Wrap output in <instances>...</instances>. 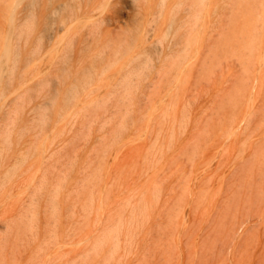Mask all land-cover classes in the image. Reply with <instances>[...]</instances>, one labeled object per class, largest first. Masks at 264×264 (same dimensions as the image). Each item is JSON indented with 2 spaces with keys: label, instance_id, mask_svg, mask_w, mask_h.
Masks as SVG:
<instances>
[{
  "label": "rangeland",
  "instance_id": "rangeland-1",
  "mask_svg": "<svg viewBox=\"0 0 264 264\" xmlns=\"http://www.w3.org/2000/svg\"><path fill=\"white\" fill-rule=\"evenodd\" d=\"M4 1L0 0V16L4 21L5 31L9 29L8 32L11 35L6 32L11 37L9 40L10 56L8 73L5 78L7 82L6 86L9 85L6 88V106H4L6 119L4 120L3 128H0V134H5V138L7 139L4 142L5 149L3 148L4 151L2 150V155L0 156V231H5L2 233L4 237L0 235V237H3L0 238V264H2L1 262L3 264H66L68 260L71 264V262L75 263L78 258L82 260L78 259L76 264H80V261L83 262V260L87 263L88 259L82 256L89 258V262L92 260V264H264V97L261 98L264 91V61L262 63L264 55V10L262 7H264V0L262 2L261 0H168V7L164 10V19L161 20V23L158 22L157 27L155 23H152V20L161 13L160 6L163 0H141L139 3L133 0H21L17 8H15L16 10H14V7H16L15 0ZM239 3L243 4L239 7ZM11 10L14 12L10 13ZM172 10L177 12L176 16H179V19L170 34L163 35L168 33L166 32L168 29L167 24ZM188 13L189 15H186ZM14 15L15 18L13 17ZM200 15L203 20H201L202 22L198 20ZM11 16L13 17L12 22L10 21L11 18L9 19ZM184 18H187V22ZM253 20L256 23H253ZM198 21H200L199 26L201 25V27L196 25ZM7 22L10 23L9 27H7ZM184 22L189 27V32L188 29L186 30V27H183ZM136 23H138L137 26L140 25L146 29H149V26L151 28L152 25L156 33L148 32L147 39L149 36L152 37L147 42V32H144V38H139L144 43L140 41L137 48L133 50L129 45ZM12 24H14V27ZM179 24L181 30L176 32ZM10 27L14 29L12 32ZM25 27L26 29H24ZM27 27L31 28L28 29ZM205 27L206 29H204ZM257 28L259 30L258 35L256 34L258 32ZM204 30L205 32L203 33ZM247 30L251 31L248 32ZM210 32H213L212 36H210ZM247 32L248 34H246ZM261 33L262 37L259 36ZM173 34L174 36L172 37ZM167 35L169 36L168 38ZM207 35L209 38L211 37L210 41H208ZM187 37L188 41H186ZM250 38L253 40L251 41ZM159 39H163V43L161 42L162 40L158 42L162 46H158L157 40ZM175 40L181 41L182 45L180 42V45L172 47L169 50L168 44L176 42ZM253 41L254 43L258 42V44H251L249 45V50L246 49V47H249L248 42ZM212 42L213 44H211ZM186 44H189V46ZM252 45H258V52L255 49L257 47H253ZM186 46L187 48H185ZM208 46L212 47L210 52L207 50H210ZM155 47L157 52L155 51ZM128 48L131 50L127 51ZM187 49H190V53ZM250 50H255L254 57L256 56L257 59L254 58V65L256 67L252 63L254 61L252 54L254 51L251 52ZM146 51L147 53L150 52V55ZM181 51L182 53L187 51L189 56L186 53L182 55ZM248 52L252 55L246 54ZM140 54L143 55L141 56L142 58L140 57L141 60L138 59V55L140 56ZM154 55H157V57ZM240 55L243 57H239ZM257 55H262L260 57L261 61H258L259 56ZM149 56L152 57L149 58ZM178 56L183 58H177ZM251 56L253 59L251 60L252 65L248 64V60L246 61ZM146 57H148L149 61L145 60L147 59ZM185 57L188 58L185 59ZM143 58L145 59L143 60ZM176 58L180 59L182 63L180 60L179 62L178 60L174 61ZM190 58L192 59L191 61L189 60ZM193 58H196V61ZM209 59L210 61L208 62ZM168 60L174 62L169 61L168 63ZM147 63H149V66L146 65ZM172 63H175V65ZM171 64L174 66H170ZM138 66L140 67L138 68ZM168 66L173 69L175 68V71L168 70L170 68ZM204 66L207 68L205 67L202 73L201 69ZM245 66L248 68L245 69ZM253 66L254 68H252ZM135 67L138 68V72ZM164 67L166 71L168 70V73L163 70ZM235 68L237 69L236 74ZM252 69L254 70L252 71ZM133 70H136L137 74H134ZM189 70L190 74L187 73ZM244 71L250 72L252 76L249 73H244ZM192 72L195 78L193 76H191L193 78H190ZM255 72L258 73L256 74ZM138 73L143 74L139 75ZM154 73H161V76H155ZM176 73H178L180 79ZM129 74L131 75L129 76ZM137 75L138 77H136ZM186 75L189 77H186ZM183 76L184 80L181 79ZM229 76H236L235 80L230 77L232 78L229 80L230 83L232 81L235 82H232L233 85L227 83ZM175 77H177L176 80ZM156 78L158 79L157 81ZM210 78L211 80H209ZM152 80L155 81L152 82ZM208 80L209 83H207ZM226 80L227 82H224ZM183 82L184 86L182 85ZM242 82L245 83L246 89H244L245 86L243 87ZM202 83L204 84L203 86ZM234 84L246 95L242 94L240 90H235L237 88H233V86L235 87ZM74 86L77 87V91L79 92L76 95V99L68 101L69 90H72ZM189 87L190 89L193 88V93L190 92L191 95L189 94L190 90L188 91ZM231 87V93L239 92L236 93L238 94V98L234 100V96L229 95L230 91H228L231 90ZM221 88V93L223 91L227 93L228 91L227 96L229 97L220 93L219 90ZM218 91L219 93H217ZM156 93L159 95H156ZM218 94L221 99L225 95L229 103L227 104V101H225L227 99L225 98L220 101L221 99L218 96L219 99L217 98L214 101H225V103L218 102L219 104L217 103L218 105L215 106L216 104L213 101L215 104L213 105L212 100ZM174 95L176 96L175 99L173 98L175 97ZM185 95L188 97L186 98ZM183 96L185 97L184 100ZM249 96L251 97L249 98ZM181 98L183 101H178ZM192 99L193 102H188V104L191 105L192 103V105L184 111L186 106L183 109V104ZM211 102L212 106L216 108L213 107V113H209L212 114L210 116L208 112H211L212 107L208 103L211 104ZM208 105L211 110L208 109ZM170 106H174L173 110H171L172 107ZM223 107H225L224 109L227 112H224L225 115L221 113L223 111H219ZM232 107H237L239 111L234 108L235 111L233 113L236 112V115H232H235L234 119L236 117L237 119H231L230 121V118L233 117L231 116V112H229ZM195 109H198V111L196 112ZM174 110L176 112L175 116L177 115L176 118L173 115ZM181 110L182 112L184 111L182 114L185 117L184 119L187 117L185 121L181 118ZM249 110L253 112H249ZM169 111L173 113L171 112L170 114ZM205 111L208 112L206 113ZM186 112L187 116H185ZM218 112L221 115L217 116ZM238 112H241V115ZM127 113L130 115L128 116ZM200 113L206 122L209 120L207 118L212 117L210 120H213L214 124H211L210 120L205 125H203L204 123L201 124V120L202 122L205 120L203 121V119L199 118ZM165 114L168 115L164 117ZM169 114L172 116H169ZM247 115L250 116L247 117ZM215 116L218 118L224 116L225 118H221L222 123L219 124L218 122V125L216 120H220H215ZM188 119L189 122L187 121ZM227 120L229 123H227ZM180 121L183 122L179 123ZM194 122L201 124L200 127L198 128ZM223 122L226 123L223 124ZM250 122L252 125H250ZM5 123L6 125H4ZM163 123L165 124L163 125ZM174 124L176 125L174 126ZM228 124L231 125L229 130ZM244 124H247V126ZM195 125L198 129L195 128ZM178 127H182V129L178 130ZM206 129L212 133L208 132V130L206 132ZM239 129L243 134L240 133ZM231 130L232 133H229ZM191 132L192 135H208L207 139H203L204 142L207 141L202 143V139L195 140L200 136H191ZM193 132L196 133L193 134ZM246 132L247 136L245 135ZM207 133H210V136ZM226 134L227 138H223ZM239 134L243 136L240 137ZM3 135L2 137L4 138ZM171 136L174 137L171 139ZM190 137H192V141L198 142L200 146L202 145L201 149L198 148L199 146H196L197 148L192 147L191 150L190 147L193 146L192 143L194 142L189 140L191 139ZM194 137L196 138L194 139ZM185 142L187 145L184 144ZM183 144L186 146L185 148ZM255 145L259 147H254ZM223 147L228 149L223 151ZM180 148L186 154L184 151H179ZM194 149L200 150L196 154ZM187 151L188 153H192V155L189 154V156ZM183 155H187L188 157H184ZM221 155H224V157L222 158ZM174 156L175 158L182 156L184 160L179 157V160L176 158V161ZM203 156L206 158L204 159ZM192 158L194 159L193 161ZM194 161L195 163H193ZM216 163L218 164L217 166ZM168 171H171L172 174L167 175ZM176 171L179 173L177 174ZM180 172L182 176L187 173L189 175L186 174L187 177H191L192 179L187 178L185 175L186 180H178ZM99 177L100 179H97ZM199 180L201 183L198 182ZM32 181L34 182L31 183ZM54 182L56 185L53 184ZM40 184H47V188L45 185V187L42 185L47 190L43 189L44 191H42ZM153 184L157 187L156 191V187ZM173 184L175 186L172 189ZM50 185L55 187L56 196H58V199H56L58 201L55 199V195L54 198L52 197L54 190H52ZM93 185H96L98 188L95 186V189H93ZM185 185L188 188L183 187ZM61 186L64 188L62 189ZM176 186H180L183 192L180 190L181 188H178L180 191H176ZM153 187L155 188V192L152 191ZM159 187L161 191L158 192ZM37 188H40L39 191ZM89 188H92V190ZM77 190L80 191L77 192ZM202 190L203 192H201ZM175 191L181 195L175 194ZM50 192H52L50 194V196L52 195V199L48 195ZM64 192H71L69 193L70 199L68 198V201L66 197L68 193ZM87 193L93 194L91 201L88 198L90 195ZM183 193L186 195L182 196ZM105 194L109 195L103 200L104 196H106ZM46 195L51 200H56L59 206L54 207L58 204L54 202L56 205L53 206V201L48 200L49 198H46ZM187 195L188 197L189 195L191 196L188 198ZM73 196L75 197V201ZM173 196H175V199ZM13 200L14 202H12ZM70 200L74 201V203L77 201L79 203L77 202L78 204L74 205ZM96 200L100 201H97L96 204ZM48 201L51 203H47ZM29 202V205L26 204ZM45 202L47 203L46 208L49 205L54 207L51 208L54 209L53 213L56 211V215L54 213L53 216L52 211L50 212V206L47 208L48 210L46 209V212L44 211ZM36 203L37 205L39 204V207ZM86 205L93 206V208L90 210ZM27 206H31L32 208H28ZM36 206L38 207V211H36ZM55 209H60V213L57 214L58 212ZM31 210H35L38 214L35 217V219L37 218L35 226L33 225L35 221H31L35 213L32 212L34 213L33 215L29 213ZM70 210H73L74 214ZM92 210L94 211L93 213L91 212ZM95 210L96 213L98 212L97 215H95ZM47 211H49V214ZM20 212L22 214H19ZM79 212L87 213L85 216H88V213L92 215L85 219L84 214H79ZM50 213L52 215L49 218ZM70 213L73 216L71 215L66 218ZM100 213L104 214L101 218ZM23 214H26V219L23 217ZM63 214H66L65 217ZM21 215H23L22 220L24 219L23 221L21 220L22 223L19 221ZM57 215L59 216V219L57 218L59 222L54 220V224H52L53 222L48 221L52 217L53 219H55L54 217H58ZM106 215L108 216L106 217ZM80 216H84V219L79 220L78 217L82 218ZM71 217H76L77 219H72ZM27 218L29 219L27 220ZM69 218H71V222ZM13 219L17 220L13 221ZM95 220L99 221V224L95 222L99 228L96 227ZM9 221L12 223L17 222L15 223L17 225H13ZM31 222L33 223L32 225ZM48 222L53 227L49 224L51 228L49 226L46 227L47 224L45 223ZM69 223H72L71 226L74 227H77L78 224L79 226L75 228L76 230L74 227L68 228L70 226ZM92 223L97 228V231L93 229L94 225L91 227ZM27 224L37 227L38 231L35 230L36 232L32 233V230L35 228L33 227L30 231L31 226L29 225L28 228ZM6 225L8 230L5 229ZM56 225L58 226L57 228ZM82 226L85 227L83 228ZM66 227L70 229L69 232L73 229L71 232L72 238L69 236L70 234ZM11 228L13 229V233L9 230ZM26 229L34 236L31 233L28 234ZM44 229L46 234L51 230L49 233L50 235L53 234L51 239L52 237L53 240L55 239V242L51 239V241L47 240L51 242L49 247H47L48 245L44 246V243H48L44 241L45 238H50H48L49 234L44 238L46 235L43 231ZM116 229L120 231L116 232ZM126 229L127 231H125ZM52 230H55L57 233ZM88 230H91V232ZM98 230H103L102 233H99L104 238L97 235ZM66 232L69 235L64 234ZM74 232L75 235H73ZM55 233L57 235H54ZM117 233H119V236H117ZM24 234L26 235L24 236ZM54 236L58 238H54ZM59 236H62V240ZM94 236L95 239L93 238ZM97 236L99 239L102 238L101 240L104 239V243H101V245L104 244L103 248L96 241ZM33 237H37L36 240ZM69 237L71 240H68ZM117 238H119V244ZM18 239L20 242H18ZM24 239H26L25 242ZM56 239H58L57 242ZM91 239L92 241L88 242ZM32 240L37 242L35 243ZM94 240L101 247L94 246ZM62 241H65L64 244H62ZM71 241L74 243L73 246L71 245L73 244ZM114 242L119 245L118 250H116L117 245L115 248ZM52 243H54V246ZM17 246L19 248H16ZM100 248L103 251H100ZM2 251L4 252L2 253ZM82 251L85 253L80 254ZM96 251H100L101 253L98 254L99 252ZM93 252H96L98 257L91 256ZM38 253L40 255H37ZM65 255L66 257H64ZM74 255L76 256L74 257ZM73 257L77 259L72 261ZM45 258L47 260H44ZM54 261L56 262L54 263ZM84 262L81 264H85Z\"/></svg>",
  "mask_w": 264,
  "mask_h": 264
},
{
  "label": "bare ground",
  "instance_id": "bare-ground-1",
  "mask_svg": "<svg viewBox=\"0 0 264 264\" xmlns=\"http://www.w3.org/2000/svg\"><path fill=\"white\" fill-rule=\"evenodd\" d=\"M3 1H4V0H3ZM133 1L139 3L141 0H133ZM167 1H168V0H163V1H162L161 6H160V12H161V13H159L158 16H155V17L153 18V20H152V21H153L152 23H153V24L155 23V24H156V27L158 26V22L161 23V20L164 19V14H165L164 10L166 9V7H168V6H167ZM206 1H207V0H206ZM217 1H218V0H217ZM222 1H223V0H222ZM257 1H258V0H257ZM4 2H6V0H5ZM20 2H21V0H15V1H14L15 5H16V7H14L15 5L13 6V7H14V10H16L15 8H17V5H19ZM183 2H184V1H183ZM183 2H182V3H183ZM242 2H243V1H242ZM261 2H262V0H261ZM33 3H34V2H33ZM131 3H132V2H131ZM220 3H221V2H220ZM240 3H241V2H240ZM240 3H239V5H238L239 7L243 4V3H242V4H240ZM179 5H180V4H179ZM181 5H182V4H181ZM176 6H177V5H176ZM173 7H174V6H173ZM173 7H172V9H173ZM186 7H187V6H186ZM215 7H217V6H215ZM215 7H214V8H215ZM225 7H227V6H225ZM27 8H28V6H27ZM194 8H195V7H194ZM229 8H230V7H229ZM251 8H252V7H251ZM255 8H256V7H255ZM262 8H263V10H264V7H262ZM33 11H34V10H33ZM230 11H231V10H230ZM233 11H234V10H233ZM12 12H14V11L11 10L10 13H12ZM31 12H32V10H31ZM179 12H180V11H179ZM191 12H192V11H191ZM250 12H251V11H250ZM254 12H255V11H254ZM263 12H264V11H263ZM15 13H16V12H15ZM176 13H177V12H175V11H173V10L171 11V13H170L171 15H169V16H170V18H169V22L167 21V22H168V24H167V25H168V29H167L166 32H168V33H165V32H164L165 34H163V35L170 34V32H171V30L173 29L174 25H176V23H177V21H178V19H179V16L177 17V16H176ZM201 13H202V12H201ZM201 13H200V14H201ZM223 13H224V12H223ZM251 13H252V12H251ZM260 13H261V12H260ZM10 15H11V14H10ZM32 15H33V14H32ZM177 15H178V14H177ZM186 15H189V13L186 14ZM259 15H260V14H259ZM218 16H219V15H218ZM228 16H230V15H228ZM13 17L15 18V15H14ZM13 17H12V16L9 17V19L11 18V20H10L11 22H12ZM31 17H32V16H31ZM186 17H187V16H186ZM221 17H222V16H221ZM223 17H224V16H223ZM263 18H264V17H263ZM34 19H35V18H34ZM184 19L186 20L187 18H184ZM214 19H216V18H214ZM5 20H6V19H5ZM14 20H15V19H14ZM35 20H37V19H35ZM166 20H167V19H166ZM198 20H200V21L202 20L201 15H200V17H199ZM248 20H249V19H248ZM248 20H247V21H248ZM261 20H262V19H261ZM200 21H198V22H197L198 24H196V25L199 26ZM202 21H203V20H202ZM202 21H201V22H202ZM218 21H219V20H218ZM218 21H217V22H218ZM3 22H4V21H3L2 17L0 16V128H1V129L3 128L4 120L6 119V118H5L6 115H5V112H4V106H6V105H5L6 88H7V86H9V85L6 86V83H7V82L5 81V78H6V75H7V73H8V61H9V56H10V46H9V45H10V44H9L10 42H9V40H10V37H11V36H9V35H11V34H9V32H8L9 29L6 30V31L8 32L9 35H8L7 32L5 31V24H4ZM13 22H14V21H13ZM35 22H36V21H35ZM181 22H182V20H181ZM186 22H187V20H186ZM228 22H229V21H228ZM258 22H260V21H258ZM14 23H15V22H14ZM28 23H29V22H28ZM31 23H32V22H31ZM184 23H185V22H184ZM253 23H256V22L253 20ZM9 24H10V23L7 22V27H9V26H8ZM165 24H166V23H165ZM182 24H183V22H182ZM207 24H208V23H207ZM214 24H215V23H214ZM237 24H238V23H237ZM247 24H248V23H247ZM263 24H264V23H263ZM13 25H14V24H12V26H13ZM137 25H138V23H136L135 30H134V32H132V35H131V41H130V45H129V46H131V48H133V50H135V49L137 48V46L139 45V43H140V41H141L140 39H141V38H144V34H145L144 32H147V34H146V39H147V35L149 34L148 32H151V33H154V32H155L154 26H152V25H151V28H150V26L148 27L149 29H146V28H144V27H142V26H140V25H139V26H137ZM185 25H186V26H185ZM202 25H203V24H202ZM227 25H228V24H227ZM227 25H226V26H227ZM33 26H34V24H33ZM179 26H180V24H179ZM179 26H178V27L176 26V27H177L176 32H178L179 30H181V26H180V27H179ZM13 27H14V26H13ZM183 27H186V30L189 28V27H187V24H186V23L184 24ZM183 27H182V28H183ZM199 27H201V25H200ZM22 28H23V26H22ZM27 28H28V27H27ZM30 28H31V27H30ZM30 28H28V29H30ZM24 29H26V27H25ZM28 29H27V30H28ZM204 29H206V27H205ZM215 29H216V28H215ZM253 29H254V28H253ZM10 30H11V32H12L14 29H13V28L11 29V27H10ZM22 30H23V29H22ZM186 30H185V31H186ZM257 30H258V28H257ZM152 31H153V32H152ZM247 31H248V30H247ZM249 31H251V30H249ZM249 31H248V32H249ZM261 31H262V30H261ZM23 32H24V31H23ZM188 32H189V29H188ZM204 32H205V30L203 31V33H204ZM213 32H214V31H213ZM213 32H210V33H209V34H211L210 36H212ZM248 32H247L246 34H248ZM252 32H253V31H252ZM254 32H255V31H254ZM27 33H28V32H27ZM155 33H156V32H155ZM258 33H259V30H258V32H257L256 34L258 35ZM22 34H23V33H22ZM209 34H208V35H209ZM256 34H255V35H256ZM182 35H184V34H182ZM186 35H187V33H186ZM188 35H189V33H188ZM208 35H207V37H208ZM234 35H235V34H234ZM251 35H252V33H251ZM12 36H13V34H12ZM173 36H174V34L172 35V37H173ZM190 36H191V35H190ZM249 36H250V35H249ZM259 36L262 37V33H261V35L259 34ZM28 37H29V36H28ZM150 37H152V36H149L148 39H150ZM163 37H164V36H163ZM168 37H169V36L167 35V38H168ZM184 37H185V35H184ZM184 37H183V40H184ZM188 37H189V36H188ZM188 37H187V39L185 38L186 41L189 40ZM204 37H205V35H204ZM204 37H203V38H204ZM139 38H140V39H139ZM156 38H157V37H156ZM164 38H165V37H164ZM177 38H178V37H177ZM181 38H182V36H181ZM210 38H211V37H210ZM210 38L208 37V39H209L208 41H210ZM212 38H213V37H212ZM148 39H147V42H148ZM154 39H155V38H154ZM165 39H166V38H165ZM206 39H207V38H206ZM248 39H249V38H248ZM160 40H162L161 42L163 43V39H159V40H157V43L160 42ZM179 40H180V39H179ZM181 40H182V39H181ZM183 40H182V41H183ZM227 40H228V39H227ZM250 40L252 41L253 39L250 38ZM259 40H260V39H259ZM259 40H258V42H259ZM171 41H172V40H171ZM171 41H170V42H171ZM175 41H176V40H175ZM190 41H191V39H190ZM190 41H189V42H190ZM244 41H245V40H244ZM254 41H255V39H254ZM254 41H253V42H248V46L251 45V44L254 45L255 43L258 44V42H255V43H254ZM20 42H21V41H20ZM141 42H142V41H141ZM180 42H181V41H176V42L169 43V44H168V48H169V50H170L172 47H175V46L177 47L178 45H180ZM184 42H185V41H184ZM213 42H214V41H213ZM213 42H212L211 44H213ZM142 43H144V42H142ZM142 43H141V44H142ZM185 43H186V42H185ZM190 43H192V42H190ZM190 43H189V44H190ZM203 43H204V42H203ZM207 43H208V42H207ZM207 43H206V44H207ZM246 43H247V42H246ZM141 44H140V45H141ZM154 44H155V43H154ZM158 44H159V45H158ZM158 44H157L158 46H162V44H160V43H158ZM189 44H186V45L189 46ZM165 45H166V44H165ZM181 45H182V42H181ZM208 45H209V44H208ZM246 45H247V44H246ZM253 45H252V46H253ZM262 45H263V44H262ZM158 46H156V47H158ZM187 46H186L185 48H187ZM190 46H191V45H190ZM252 46H251V48H252ZM259 46H260V44H259ZM156 47H155V51H156ZM208 47H209V46H208ZM253 47H257V48H255V49H257L256 51L258 52V45H257V46L255 45V46H253ZM134 48H135V49H134ZM162 48H163V47H162ZM188 48H190V47H188ZM209 48H210V47H209ZM249 48H250V46H249V47H246V49H248V50H249ZM148 49H149V48H148ZM178 49H180V48H178ZM211 49H212V47L210 48V50H209V49H207V50L210 52ZM253 49H254V48H253ZM129 50H131V49L128 48L127 51H129ZM146 50H147V49H146ZM159 50H160V49H159ZM174 50H175V49H174ZM187 50H188V49H187ZM189 50H190V49H189ZM189 50H188V51H189ZM195 50L197 51V49H195ZM260 50H261V49H260ZM137 51H138V50H137ZM153 51H154V50H153ZM161 51H162V49H161ZM183 51H184V49H183ZM243 51H244V50H243ZM243 51H242V53H243ZM250 51H251V50H250ZM253 51H254V52H253ZM253 51H251V52H253V53H252V54H253V59H254V58L257 59L256 56L254 57V55H255V50H253ZM133 52H134V51H133ZM156 52H157V51H156ZM170 52H171V51H170ZM146 53H147V51H146ZM146 53H145V55H146ZM149 53H150V52H149ZM149 53H147V54L150 55ZM175 53H176V51H175ZM175 53H174V54H175ZM179 53H180V52H179ZM179 53H178V54H179ZM181 53H182V51H181ZM183 53H186V54L188 55V54L190 53V51H189V53H187V51H186V52H183ZM183 53H182V55H184ZM249 53H250V52H248V53H246V54H248V55H252V54H249ZM134 54H136V53H134ZM156 54H157V53H156ZM162 54H163V52H162ZM196 54H197V52H196ZM209 54H210V53H209ZM243 54H244V53H243ZM148 55H147V56H148ZM164 55H165V54H164ZM167 55H169V54H167ZM187 55H186V56H187ZM192 55H193V54H192ZM225 55H226V54H225ZM136 56H137V55H136ZM141 56H143V55L140 54V56L138 55L139 58H138V57H137V58H138L139 60H141V59H140ZM154 56L157 57V55H154ZM188 56H189V55H188ZM208 56H209V55H208ZM223 56H224V55H223ZM241 56H242V55H240L239 57H241ZM257 56H259V55H257ZM261 56H262V55H261ZM261 56H259V60H258V61H261V60H260V59H261V58H260ZM34 57H35V56H34ZM151 57H152V56H151ZM151 57L149 56V58H151ZM158 57H159V56H158ZM170 57H171V55H170ZM209 57H210V56H209ZM242 57H243V56H242ZM141 58H142V57H141ZM146 58H147V59L143 58V60L145 59V60L149 61V60H148V57H146ZM177 58H183V57L178 56ZM177 58L174 59V61L178 60V62H179L180 59H177ZM187 58H188V57H185V59H187ZM32 59H33V58H32ZM167 59H168V58H167ZM167 59H165V60H167ZM193 59H194V58H193ZM195 59H196V58H195ZM195 59H194V60H195ZM253 59H252V56H251L250 59H246V61L248 60V61H247L248 64L252 65V64H251V60H253ZM150 60L153 61L152 59H150ZM163 60H164V59H163ZM170 60H171V59H170ZM170 60H168V63H169ZM189 60L191 61L192 59L190 58ZM194 60H193V61H194ZM211 60H212V59H211ZM249 60H250V61H249ZM151 61H150V63H152ZM156 61H157V60H156ZM158 61H159V60H158ZM174 61H170V62H174ZM180 61H181V60H180ZM183 61H184V60H183ZM185 61H186V60H185ZM195 61H196V60H195ZM209 61H210V59L208 60V62H209ZM263 61H264V55H263L262 63H263ZM240 62H241V61H240ZM249 62H250V63H249ZM254 62H255V59H254V61H252L253 65L255 64ZM175 63H176V62H175ZM175 63H172V64L175 65ZM181 63H182V61H181ZM185 63H186V62H185ZM195 63H196V62H195ZM195 63H194V64H195ZM206 63H207V62H206ZM138 64H139V63H138ZM152 64H153V63H152ZM161 64H162V63H161ZM166 64H167V63H166ZM172 64H171L170 66H172ZM190 64H191V63H190ZM194 64H192V65H194ZM209 64H210V63H209ZM245 64H246V63H245ZM245 64H244V65H245ZM260 64H261V63H260ZM144 65H145V64H144ZM146 65L149 66V63H147ZM150 65H151V64H150ZM174 65H173V66H174ZM187 65H188V64H187ZM192 65H191V66H192ZM213 65H214V64H213ZM250 65H248V66H250ZM160 66H161V65H160ZM163 66H165V65H163ZM170 66H168V67H170ZM173 66H172V67H173ZM184 66H185V65H184ZM184 66H183V67H184ZM209 66H211V65H209ZM209 66H208V67H209ZM242 66H243V65H242ZM254 66H255V65H254ZM254 66H253L252 68H254ZM258 66H259V65H258ZM139 67H140V66H138V68H139ZM146 67H147V66H146ZM172 67H170V68H172ZM177 67H178V66H177ZM186 67H187V66H186ZM205 67H206V66H204V68L201 69V70H202V73H203V69L205 70ZM238 67H239V66H238ZM238 67H237V68H238ZM255 67H256V66H255ZM135 68L137 69V72H138V71H139L138 68H137V67H135ZM135 68H134V69H135ZM160 68H161V67H160ZM166 68H167V67H166ZM170 68H168V70H170V71L175 69V68H174V69H173V68L170 69ZM190 68H191V67H190ZM192 68H193V66H192ZM192 68H191V69H192ZM206 68H207V67H206ZM209 68H211V67H209ZM246 68H248V67L245 66V69H246ZM131 69H133V68H131ZM141 69H142V68H141ZM179 69H181V68L179 67ZM179 69H178V70H179ZM184 69H185V68H184ZM147 70H149V69H147ZM163 70L166 71V70H165V67H164ZM168 70H167V71H168ZM211 70H213V69H211ZM234 70L236 71L237 69L235 68ZM242 70H243V69H242ZM253 70H254V69H252V71H253ZM133 71H134V70H133ZM135 71H136V70H135ZM135 71H134V74H135V73L137 74V72H135ZM143 71H144V70H143ZM151 71H152V70H151ZM153 71H154V70H153ZM161 71H162V70H161ZM167 71H166V72H167ZM170 71H169V72H170ZM174 71H175V70H174ZM213 71H214V70H213ZM245 71H246V70H245ZM245 71H244V73H249V75H251V73H250L251 71H250L249 69H248V71H250V72H245ZM156 72H157V71H156ZM183 72H184V71H183ZM185 72H186V71H185ZM193 72H194V70H193ZM193 72L191 73L190 78H193V77L195 78V76H193ZM210 72H211V71H210ZM210 72H209V73H210ZM217 72H218V71H217ZM233 72H234V71H233ZM158 73H159V72H158ZM158 73H156V74L154 73L155 76H156V75L161 76V73H160V74H158ZM167 73H168V72H167ZM172 73H173V72H172ZM178 73L180 74L179 71H178ZM178 73H176V74L178 75ZM187 73L190 74V70H189V72L187 71ZM213 73H214V72H213ZM236 73H237V71L235 72V74H236ZM241 73H242V72H241ZM255 73L257 74L258 72H255ZM131 74H132V73H131ZM131 74H129V76H130ZM138 74L140 75V74H143V73H138ZM210 74H211V73H210ZM230 74H231V73H230ZM238 74H239V73H238ZM261 74H262V73H261ZM132 75H133V74H132ZM164 75H166V74H164ZM169 75H170V74H169ZM180 75H181V74H180ZM194 75H195V74H194ZM200 75H201V73H200ZM202 75H203V74H202ZM218 75H219V73H218ZM227 75H229V74H227ZM232 75H234V74L232 73ZM245 75H246V74H245ZM247 75H248V74H247ZM249 75H248V76H249ZM133 76H134V75H133ZM143 76H144V75H143ZM159 76H158V79L160 80V77H159ZM167 76H168V75H167ZM172 76H173V75H172ZM184 76H185V75H184ZM184 76H183V78L181 77V79L184 80ZM191 76H193V77H191ZM239 76H240V75H239ZM251 76H252V75H251ZM136 77H138V75H137ZM165 77H166V76H165ZM177 77L179 78V75H178ZM177 77H175V80L177 79ZM186 77H189V76L186 75ZM199 77H200V76H199ZM207 77H208V76H207ZM209 77H210V76H209ZM230 77L234 78V80L236 79V78H235L236 76H234V77H233V76H229L228 79L226 78V79L228 80V82H227V80L224 81V82H227V83L229 84V83H230L229 80L232 79V78H230ZM242 77H243V76H242ZM246 77H247V76H246ZM246 77H245V78H246ZM254 77H255V76H254ZM190 78H189V80H190ZM154 79H155V77H154ZM158 79L156 78V81H157ZM161 79H162V78H161ZM167 79H168V78H167ZM179 79H180V78H179ZM179 79H178V80H179ZM200 79H201V77H200ZM200 79H198V80H200ZM220 79H222V78H220ZM262 79H263V78H262ZM123 80H124V79H123ZM173 80H174V79H173ZM175 80H174V82H175ZM185 80H186V78H185ZM209 80H211V78H210ZM209 80H208L207 83H209ZM238 80L240 81V79H238ZM241 80H242V79H241ZM153 81H155V80H152V82H153ZM187 81H188V80H187ZM190 81H191V80H190ZM202 81H203V78H202ZM206 81H207V80H206ZM159 82H160V81H159ZM171 82H172V81H171ZM232 82H234V81H232ZM232 82H231L229 85H231V84L233 85ZM240 82H241V81H240ZM248 82H252V81H248ZM253 82H254V81H253ZM258 82H259V81H258ZM123 83H124V82H123ZM155 83H156V82H155ZM172 83H173V82H172ZM172 83H171V84H172ZM186 83H188V82H186ZM234 83H235V82H234ZM242 83H243V82H242ZM255 83H256V80H255ZM157 84H158V83H157ZM160 84H161V83H160ZM183 84H184V82L182 83V85H183ZM190 84H191V83H190ZM225 84H226V83H225ZM225 84H224V85H225ZM244 84H245V83L242 84L243 87L245 86ZM77 85H78V84H77ZM147 85H148V84H147ZM150 85H151V83H150ZM153 85H155V84H153ZM173 85H175V84L173 83ZM203 85H204V84L202 83V86H203ZM234 85H235V84H234ZM238 85H239V84H238ZM157 86H158V85H157ZM177 86H178V85H177ZM177 86H176V88H177ZM179 86H180V85H179ZM183 86H184V85H183ZM193 86H194V85H193ZM247 86H248V85H247ZM252 86H253V84H252ZM257 86H258V85H257ZM152 87H154V86H152ZM160 87H161V85H160ZM162 87H163V86H162ZM168 87H170V86H168ZM171 87H172V86H171ZM181 87H182V86H181ZM191 87H192V86H191ZM222 87H223V86H222ZM239 87H240V86H239ZM243 87H241V88L243 89ZM255 87H256V86H255ZM259 87H260V86H259ZM154 88H156V87H154ZM202 88H205V87H202ZM208 88H209V87H208ZM229 88H230V87H229ZM233 88H237V89H235V90H240V92H241V89H238V87H236V85H235V87L233 86ZM248 88H249V87H248ZM261 88H263V87H261ZM150 89H151V88H150ZM186 89H187V88H186ZM192 89H193V88H192ZM192 89H190V87H189V89H188V91L190 90V91H189V94H190V95H191V93H193V92H192V91H193ZM244 89H246V86H245ZM244 89H243V90H244ZM252 89H253V87H252ZM252 89H251V90H252ZM258 89H259V88H258ZM172 90H173V89H172ZM174 90H175V89H174ZM182 90H183V88H182ZM226 90H228V89H226ZM233 90H234V89H233ZM235 90H234V91H235ZM251 90H250V91H251ZM259 90H260V89H259ZM156 91H157V90H156ZM176 91H177V89H176ZM219 91H220V93H221L222 88H221ZM219 91H218L217 93H219ZM228 91H230V94H229V95L234 96V97H233V100L236 99V98H238V94H236V93H239V92H237V91H236V92H233V93H234V95H233V93H231V92H232V87H231V90H228ZM228 91H227V93H228ZM244 91H246V90H244ZM254 91H255V90H254ZM78 92H79V91H77V87H75V86L73 87L72 90L70 89V90H69V95H68V101H72L73 99H76V97H77L76 95L78 94ZM137 92H138V91H137ZM152 92H153V89H152ZM169 92H170V91H169ZM171 92H172V91H171ZM190 92H191V93H190ZM242 92H243V91H242ZM242 92H241V93H242ZM259 92H260V91H259ZM149 93H151V92H149ZM160 93H161V92H160ZM167 93H168V92H167ZM174 93H175V92H174ZM176 93H177V92H176ZM212 93H213V92H212ZM217 93H216V94H217ZM227 93H226V91H225V93H224V91H223V93H221V94H225V95L227 96V95H228ZM252 93H253V92H252ZM165 94H166V93H165ZM169 94H170V93H169ZM208 94H209V93H208ZM242 94H245V93H242ZM242 94H241V95H242ZM149 95H150V94H149ZM156 95H159V94L156 93ZM225 95H224V97H222V99H221V97L219 96V94H218V95H215L216 98L214 97L213 100H212V102H213L214 100H216V99L218 98V96H219V98L221 99L220 101L224 100L223 98L227 99V97H229V96L226 97ZM236 95H237V97H235ZM245 95H246V94H245ZM255 95L257 96V94H255ZM152 96H153V95H152ZM174 96H175V95H174ZM185 96H186V95H185ZM222 96H223V95H222ZM256 96H255V97H256ZM85 97H86V96H85ZM165 97H166V96H165ZM183 97H184V96H183ZM187 97H188V96H186V98H187ZM190 97H191V96H190ZM193 97H194V96H193ZM239 97H240V96H239ZM250 97H251V96H249V98H250ZM259 97H260V96H259ZM263 97H264V91H263V95H262L261 98H263ZM173 98L175 99L176 96L173 97ZM178 98H179V97H178ZM219 98H218V99H219ZM249 98H248V99H249ZM165 99H166V98H165ZM184 99H185V97L183 98V100H184ZM180 100H182V98L179 99L178 101H180ZM183 100H182V101H183ZM202 100H203V99H202ZM245 100H246V98H245ZM260 100H261V99H260ZM102 101H103V100H102ZM159 101H160V100H159ZM163 101H164V100H163ZM171 101H172V100H171ZM173 101H174V100H173ZM190 101L193 102V99L187 101V103H185V104H187V105L183 104V109H184V106H186L185 109H184V111H186V109H189L188 107H190V106L192 105V103H191V105L188 104V102L190 103ZM220 101H218V102H220ZM225 101H227V104L229 103V100H228V99L225 100ZM225 101H224V102H220V103H223V104H224ZM231 101H232V100H231ZM94 102H95V101H94ZM94 102H92V103L94 104ZM122 102H123V101H122ZM155 102H156V101H155ZM161 102H162V100H161ZM201 102H202V101H201ZM212 102H211V104L208 103V104L211 105V107H212V110H211L210 106L208 105V106H209L208 109L211 110V112H208L209 110H208V111H205L206 113L208 112V114H209V113H213V107L216 108L215 106H217V105L219 104L218 102H215V101H214L216 105H215L214 102H213V105H215V106H212ZM254 102H255V101H254ZM254 102H253V103H254ZM69 103H72V102H69ZM69 103H68V104H69ZM204 103H205V102H204ZM204 103H203V104H204ZM217 103H218V104H217ZM244 103H245V102H244ZM244 103H243V104H244ZM249 103H250V102H249ZM249 103H247V104H249ZM66 104H67V103H66ZM128 104H129V103H128ZM128 104H127V105H128ZM173 104H174V103H173ZM178 104H179V103H178ZM203 104H202V105H203ZM127 105H126V107H127ZM153 105H154V104H153ZM200 105H201V103H200ZM220 105H221V104H220ZM220 105H219V106H220ZM100 106H101V105H100ZM132 106H133V105H132ZM166 106H167V105H166ZM168 106H169V104H168ZM198 106H199V104H198ZM236 106L238 107V105H236ZM246 106H247V105H246ZM130 107H131V106H130ZM130 107H129V108H130ZM153 107H154V106H153ZM170 107H172L171 110H173V107H174V106H170ZM200 107H201V106H200ZM237 107H232V108H231V111H229V112H231V116H233L232 114H235V113H236V112L233 113V111H235L234 108L237 109ZM253 107H254V105H253ZM131 108H132V107H131ZM196 108H197V107H196ZM206 108H207V106H206ZM224 108H225V107H223V109H224ZM226 108H227V107H226ZM152 109H154V108H152ZM176 109H177V108H176ZM181 109H182V107H181ZM223 109H222V110H221V109L219 110V108H218V110H219L220 112L223 111V112H221V113H223V114L225 115L224 112H226V111H225V109H224V110H223ZM228 109H229V108H228ZM232 109H233V110H232ZM168 110H169V109H168ZM201 110H202V109H201ZM237 110H238V109H237ZM245 110H246V109H245ZM250 110H251V109H250ZM250 110H249V112H253V111H250ZM81 111H82V110H81ZM126 111H127V110H126ZM184 111H183V112H184ZM187 111H188V110H187ZM195 111L197 112L198 109H195ZM214 111H215V109H214ZM238 111H239V110H238ZM127 112H128V111H127ZM158 112H159V111H158ZM171 112H172V111H169L170 114H171ZM181 112H182V110H181ZM183 112L181 113V115L183 114ZM215 112H216V111H215ZM249 112H248V113H249ZM254 112H255V111H254ZM258 112H259V111H258ZM172 113H173V112H172ZM175 113H176V112H175V110H174V113H173L174 116H175ZM190 113H191V111H190ZM190 113H189V114H190ZM226 113H227V112H226ZM240 113H241V112H240ZM240 113L238 112V114H240ZM248 113H246V114H248ZM170 114H169V116H172V115H170ZM200 114H201V113H200ZM215 114H217V113H215ZM249 114H251V113H249ZM252 114H253V113H252ZM257 114H258V113H257ZM127 115H128V113H127ZM129 115H130V114H129ZM129 115H128V116H129ZM161 115H162V114H161ZM166 115H168V114H165L164 117H165ZM181 115H180V116H181ZM203 115H205V114L203 113ZM209 115L211 116L212 114H209ZM219 115H221V114H219V112H218V115H217V116H219ZM229 115H230V114H229ZM235 115H236V114H235ZM235 115H234V116H235ZM240 115H241V114H240ZM244 115H245V114H244ZM255 115H256V114H255ZM255 115H254V117H255ZM169 116H168V117H169ZM174 116H173V117H174ZM176 116H177V115H176ZM176 116H175L174 118H176ZM183 116H184V115H182L181 118L184 119L185 117H183ZM185 116H187V112H186V115H185ZM189 116H190V115H189ZM199 116H200L199 118L203 119V121L205 120L204 117L202 118V114L199 115ZM205 116H206V115H205ZM217 116H215V117H216L215 120H216V119H219L220 121L216 120V121H217L216 123L218 124V122H219V124H221V123H222V122H221V121H222L221 118L223 119L224 116H223V117L220 116V118H218ZM234 116L231 117V118L228 116V118H230V121H231V119H232V120H236V119H237V117H236V119H234V118H235ZM237 116H238V115H237ZM245 116H246V115H245ZM249 116H250V115H249ZM249 116L247 115V117H249ZM158 117H159V116H158ZM160 117H161V116H160ZM162 117H163V116H162ZM168 117H167V118H168ZM173 117H172V119H173ZM207 117H208V116H207ZM207 117H206V118H207ZM213 117H214V116H213ZM130 118H131V117H130ZM154 118H156V117H154ZM197 118H198V116H197ZM224 118H225V117H224ZM164 119H165V118H164ZM164 119H163V120H164ZM183 119H181V120H183ZM186 119H187V117H186ZM186 119H184L183 121H185ZM208 119L210 120V119H212V117H211V118H210V117L207 118V120H208ZM246 119H248V118H246ZM249 119H250V118H249ZM129 120H130V119H129ZM168 120H169V119H168ZM170 120H171V119H170ZM175 120H176V119H175ZM209 120H208V121H209ZM215 120H214V121H215ZM228 120H229V119H228ZM228 120H227V121H228ZM238 120H239V119H238ZM242 120H243V119H242ZM159 121H160V120H159ZM159 121H158V124H159ZM161 121H162V118H161ZM183 121H182V122H183ZM187 121L189 122V119H188ZM208 121H207V122H208ZM210 121H211V124H212V123L214 124V122H212L213 120H210ZM210 121H209V122H210ZM227 121H226V122H227ZM249 121H250V120H249ZM125 122H126V121H125ZM164 122H165V120H164ZM176 122H177V121H176ZM182 122L180 121L179 123H182ZM207 122H206V120H205L204 122H202V120H201V124L204 123L203 125H205V123H207ZM226 122H223V124L226 123ZM244 122H245V121H244ZM246 122H247V121H246ZM252 122H253V121H252ZM140 123H141V122H140ZM154 123H155V122H154ZM194 123H195V122H194ZM227 123H229V121H228ZM158 124H157V125H158ZM164 124H165V123H163V125H164ZM177 124H178V123H177ZM188 124H189V123H188ZM188 124H187V125H188ZM195 124H197L198 128H199L200 125H201V124H198V122L195 123ZM217 124H216V125H217ZM219 124H218V125H219ZM4 125H6V123H5ZM175 125H176V124H174V126H175ZM178 125H179V124H178ZM184 125H185V124H184ZM238 125H239V124H238ZM238 125H237V126H238ZM244 125H245V124H244ZM244 125H243V126H244ZM250 125H252L251 122H250ZM259 125H260V124H259ZM167 126H168V125H167ZM171 126H172V125H171ZM179 126H180V125H179ZM185 126H186V125H185ZM221 126H222V125H221ZM226 126H227V125H226ZM226 126H223V127H226ZM228 126H229V127H228ZM228 126H227V127H228V130H229V128H230L231 125L228 124ZM245 126H247V124H246ZM4 127H5V126H4ZM168 127H169V126H168ZM193 127H194V126H193ZM216 127H217V126H216ZM232 127H233V126H232ZM232 127H231V128H232ZM234 127H235V126H234ZM169 128H170V127H169ZM169 128H168V129H169ZM180 128L182 129V127H180ZM180 128L178 127L177 129L179 130ZM195 128L198 129V128L196 127V125H195ZM195 128H194V129H195ZM219 128H220V126H219ZM242 128H243V127H242ZM247 128H248V127H247ZM1 129H0V130H1ZM184 129H185V128H184ZM194 129H192V130H194ZM211 129H212V128H211ZM211 129H210V130H211ZM240 129H241V128H240ZM240 129H239V130H240ZM258 129H259V128H258ZM119 130H120V129H119ZM186 130H187V129H186ZM207 130H208V129H206L205 131L207 132ZM233 130H234V129H233ZM239 130H238V131H239ZM245 130H246V129H245ZM249 130H250V129H249ZM4 131H5V130H4ZM167 131H168V130H167ZM167 131H166V133H167ZM171 131H172V130H171ZM176 131H177V130H176ZM182 131H183V130H182ZM182 131H181V132H182ZM212 131H213V130H212ZM224 131H225V130H224ZM242 131H243V129H242ZM203 132H204V131H203ZM203 132H201V133H203ZM206 132H204V133H206ZM208 132H211V131L208 130ZM217 132H219V131H217ZM234 132H235V131H234ZM236 132H237V131H236ZM247 132H248V131H247ZM247 132H246V134H245L246 136H247ZM257 132H258V131H257ZM164 133H165V132H164ZM170 133H172V132H170ZM170 133H169V134H170ZM195 133H196V132H195ZM195 133L193 132V134H195ZM198 133H199V132H198ZM204 133H203V135H204ZM211 133H212V132H211ZM229 133H232V130H231V132H229ZM229 133H228V135H230ZM240 133L243 134V132H241V130H240ZM179 134H180V133H179ZM199 134H200V133H199ZM207 134H209V136H210V133H207ZM250 134H251V133H250ZM0 135H1L0 137H2L3 134H0ZM165 135H166V134H165ZM167 135H168V134H167ZM175 135H176V134H175ZM175 135H174V136H175ZM201 135H202V134H201ZM239 135H240V134H239ZM248 135H249V134H248ZM3 136H4V138L2 137V138L0 139V156L2 155L1 152H2L3 148L5 147V146H4V145H5L4 142H6V140H7V139L5 138L6 135L4 134ZM174 136H171V139H172ZM180 136H181V135H180ZM191 136L199 137L200 135H198V134H196V135H192V132H191ZM205 136H206V137H205ZM207 136H208V135L200 136L201 138H200V137H199V138L194 137V139L196 138L195 140H198V139H200V140L202 139V140H203L204 138L207 139ZM214 136H215V135H214ZM214 136H213V137H214ZM219 136H220V135H219ZM223 136H224V135H223ZM225 136H226V137H225ZM225 136H224L223 138H227V134H226ZM242 136H243V135H242ZM242 136L240 135V137H242ZM119 137H120V135H119ZM162 137H163V136H162ZM178 137H179V136H178ZM248 137H249V136H248ZM116 138H117V137H116ZM116 138H115V139H116ZM190 138H191V139H189V140L192 141V137H190ZM208 138H209V137H208ZM165 139H166V138H165ZM167 139H168V137H167ZM169 139H170V136H169ZM194 139H193V140H194ZM221 139H222V137H221ZM204 140H205V139H204ZM204 140H203L202 143H205V142L207 141V140H206V141L204 142ZM208 140H209V139H208ZM226 140H227V139H226ZM243 140H244V139H243ZM246 140H247V139H246ZM249 140H250V139H249ZM114 141H115V140H114ZM165 141H167V140H165ZM174 141H175V140H174ZM190 141H188V142H190ZM257 141H258V140H257ZM32 142H33V141H32ZM32 142H31V143H32ZM192 142H194V141H192ZM230 142H231V141H230ZM230 142H229V143H230ZM194 143H195V142H194ZM194 143H192L193 146H191V144L188 143V144L191 146V147H190L191 150H192V147L195 148L196 146H199L198 148H200V147L202 146V145H201V146L198 145V142H196L197 144L195 143L196 145H195ZM199 143H200V142H199ZM254 143H256V142H254ZM184 144L187 145L186 142H185ZM184 144H183V146H184V148H185L186 146H185ZM224 144H225V143H224ZM224 144H223V145H224ZM169 145H171V144H169ZM194 145H195V146H194ZM226 145H227V144H226ZM237 145H238V144H237ZM183 146H182V147H183ZM166 147H167V146H166ZM241 147H242V146H241ZM254 147H257V146L255 145ZM258 147H259V146H258ZM258 147H257V148H258ZM23 148H24V147H23ZM23 148H22V149H23ZM187 148H188V147H187ZM190 148H189V150H190ZM196 148H197V147H196ZM220 148H221V147H220ZM223 148H224V147H223ZM242 148H243V147H242ZM250 148H251V147H250ZM250 148H248V149H250ZM4 149H5V148H4ZM167 149H168V148H167ZM181 149H182V148H180L179 151H181V152L184 151V150H181ZM200 149H201V148H200ZM200 149H199V150H200ZM221 149H222V148H221ZM221 149H220V150H221ZM227 149H228V148H227ZM227 149L224 148L223 151H225V150H227ZM172 150H173V149H172ZM172 150H171V151H172ZM187 150H188V149H187ZM191 150H190V151H191ZM194 150H195L196 154H197V151L199 152V150H197V149H194ZM218 150H219V149H218ZM232 150H234V149H232ZM255 150H256V149H255ZM3 151H4V150H3ZM23 151H24V150H23ZM168 151H169V149H168ZM173 151H174V150H173ZM215 151H216V150H215ZM247 151H249V150H247ZM251 151H252V150H251ZM184 153H185V151H184ZM204 153H205V152H204ZM215 153H216V152H215ZM219 153H220V152H219ZM258 153H259V152H258ZM178 154H180V153H178ZM185 154H186V153H185ZM187 154H188V155H189V154L192 155V153H190V152L188 153V151H187ZM220 154H221V153H220ZM223 154H225V153H223ZM181 155H182V154H181ZM190 155H189V156H190ZM255 155H256V154H255ZM125 156H126V154H125ZM175 156H177V155H175ZM175 156H174V159L176 160L177 157L175 158ZM183 156H184V157H185V156L188 157L187 155H183ZM194 156H195V155H194ZM221 156H222V155H221ZM221 156H220V157H221ZM243 156H244V155H243ZM179 157L183 159L182 156H179ZM179 157H178V158H179ZM199 157H200V156H199ZM223 157H224V155L222 156V158H223ZM122 158H124V157H122ZM178 158H177V160H179ZM189 158H191V157H189ZM197 158H198V156H197ZM203 158H204V156H203ZM205 158H206V157H205ZM205 158H204V159H205ZM222 158H220V159H222ZM24 159H25V157H24ZM157 159H158V158H157ZM185 159H186V158H185ZM200 159H201V158H200ZM253 159H254V156H253ZM177 160H176V161H177ZM183 160H184V159H183ZM193 160H194V159L192 158V161H193ZM195 161H196V160H195ZM195 161H194L193 163H195ZM215 161H216V160H215ZM219 161H220V160H219ZM255 161H256V160H255ZM257 161H258V160H257ZM159 162H160V161H159ZM174 162H175V161H174ZM180 162H181V161H180ZM208 162H209V161H208ZM155 163H156V162H155ZM175 163H176V162H175ZM204 163H205V162H204ZM218 163H219V162H218ZM220 163H221V162H220ZM254 163H255V162H254ZM255 164H256V163H255ZM0 165H1V164H0ZM176 165H177V164H176ZM193 165H194V164H193ZM217 165H218V164L216 163V166H217ZM249 165H250V164H249ZM211 166H212V165H211ZM151 167H152V165H151ZM206 167H207V166H206ZM174 168H175V167H174ZM174 168H173V169H174ZM177 168H179L178 165H177ZM190 168H192V166H190ZM190 168H189V169H190ZM211 168H212V167H211ZM165 169H166V168H165ZM182 169H183V167H182ZM184 169H185V168H184ZM189 169H188V170H189ZM192 169H193V168H192ZM202 169H203V168H202ZM167 170H168V169H167ZM174 170H175V169H174ZM174 170H173V171H174ZM177 170H178V169H177ZM179 170H180V168H179ZM179 170H178V171H179ZM208 170H209V169H208ZM178 171H176L177 174L179 173ZM168 172H169V173L166 172L167 175L171 173V171H168ZM190 172H191V171H190ZM190 172H189V174H190ZM37 173H38V172H37ZM173 173H174V172H173ZM196 173H198V172H196ZM171 174H172V173H171ZM186 174H187V173H185V175H186ZM191 174H192V173H191ZM201 174H202V173H201ZM11 175H12V174H11ZM185 175H184V176H185ZM187 175H188V174H187ZM187 175H186V177H187ZM31 176H32V175H31ZM34 176H35V175H34ZM165 176H166V175H165ZM176 176H177V175H176ZM180 176H182L181 172H180ZM180 176H179L178 180H180V181H182V179H183V180H186V179H185L186 177H184V176L180 177ZM188 176H189V175H188ZM190 176H191V175H190ZM95 177H96V176H95ZM183 177H184V178H183ZM192 177H193V175H192ZM43 178H44V177H43ZM187 178H189V177H187ZM190 178H191V177H190ZM190 178H189V179H190ZM203 178H204V177H203ZM97 179H100V177L97 178ZM191 179H192V178H191ZM94 180H95V179H94ZM178 180H177V181H178ZM159 181H160V180H159ZM188 181H189V180H188ZM188 181H187V182H188ZM201 181H202V180H201ZM33 182H34V181H32L31 183H33ZM161 182H162V181H161ZM192 182H193V181H192ZM198 182H200V180H199ZM51 183H52V182H51ZM156 183H157V182H156ZM159 183H160V182H159ZM169 183H170V182H169ZM175 183H176V182H175ZM175 183H174V184H175ZM200 183H201V182H200ZM200 183H199V185H200ZM202 183H203V182H202ZM53 184L56 185L55 182H54ZM53 184H52V185H53ZM154 184H155V183H154ZM154 184H153V185H154ZM174 184L172 185V186H173L172 189H173L174 186H175ZM183 184H184V183H183ZM186 184H187V183H186ZM197 184H198V183H197ZM40 185H41V184H40ZM40 185H39V186H40ZM42 185H43V184H42ZM42 185H41V187H42L41 189H42V191H44V190L47 188V186H46L47 184H46V185L44 184V185L46 186L45 189L43 188L44 185H43V186H42ZM54 185H53V186H54ZM176 185L178 186V184H176ZM180 185H181V183H180ZM188 185H190V184L188 183ZM45 186H44V187H45ZM88 186H89V185H88ZM95 186H96V185H93V186H92L93 189H95V188H94ZM154 186H155V185H154ZM177 186H176V191H180V190H182V188H181L180 186H179V187H177ZM197 186H198V185H197ZM50 187H52V186L50 185ZM96 187H97V186H96ZM155 187H156V186H155ZM183 187L188 188L187 185H185V186H183ZM54 188H55V187H52V190H54V192H55L56 190H55ZM61 188L63 189L64 187L61 186ZM71 188H72V187H71ZM76 188H77V187H76ZM97 188H98V187H97ZM100 188H101V186H100ZM178 188H181V189L178 190ZM186 188H185V189H186ZM39 189H40V188H37L38 191H39ZM43 189H44V190H43ZM50 189H51V188H50ZM62 189H61V190H62ZM81 189H83V188H81ZM89 189L92 190V188H89ZM143 189H144V188H143ZM154 189H155V188L153 187V190H152L153 192H155V191L157 190V187H156L155 191H154ZM161 189H162V188H161ZM172 189H171V190H172ZM4 190H5V189H4ZM46 190H47V189H46ZM48 190H49V189H48ZM90 190H89V191H90ZM141 190H142V189H141ZM186 190H188V189H186ZM200 190H201V189H200ZM28 191H29V190H28ZM40 191H41V190H40ZM50 191H51V190H50ZM78 191H80V190H77V192H78ZM93 191H94V190H93ZM93 191H92V192H93ZM159 191H161V190H160V187H159L158 192H159ZM176 191H175V192H176ZM35 192H36V190H35ZM45 192H46V191H45ZM48 192H49V191H48ZM54 192H53V196H52V195H51V196L54 198V195H55V199H56L58 196H56V192H55V194H54ZM60 192H61V191H60ZM72 192L74 193L73 190H72ZM77 192H76V193H77ZM170 192H171V191H170ZM170 192H168V193H170ZM173 192H174V191H173ZM182 192H183V190H182ZM184 192H185V191H184ZM195 192H196V191H195ZM201 192H203V190H202ZM204 192H205V191H204ZM9 193H10V192H9ZM41 193H42V192H41ZM64 193L67 194L68 192H64ZM64 193H63V194H64ZM69 193H71V192H69ZM69 193H68V194H69ZM82 193H83V192H82ZM90 193H91V191H90ZM90 193H89V194L87 193V194L90 195ZM98 193H100V192H98ZM23 194H24V193H23ZM26 194H27V193H26ZM46 194H47V193H46ZM50 194H52V192H50L48 195L50 196ZM68 194H67V195H68ZM80 194H81V193H80ZM87 194H86V195H87ZM96 194H97V193H96ZM103 194H104V193H103ZM146 194H147V193H146ZM150 194H151V193H150ZM170 194H171V193H170ZM175 194H178L179 196L181 195V194L178 193V192H176ZM10 195H11V194H10ZM29 195H30V194H29ZM58 195H59V194H58ZM67 195H66V197H67V201H68V200L70 199V197H69L70 194H69L68 196H67ZM76 195H77V197H78V194H76ZM76 195H75V196H76ZM92 195H93V194H92ZM92 195L88 196V198L90 199V201H91V199H92V197H91ZM105 195H106V196H104L103 200H105V197H107V195H109V194H105ZM184 195H186V194L183 193L182 196H184ZM24 196H25V194H24ZM24 196H22V197H24ZM32 196H33V195H32ZM42 196H44V195H42ZM51 196H50V197H51ZM131 196H132V195H131ZM168 196H169V195H168ZM171 196H172V195H171ZM190 196H191V195H189V197H190ZM29 197H30V196H29ZM29 197H27V198H29ZM45 197H46V198H49V197H47V195H46ZM52 197H51V199H52ZM66 197H65V199H66ZM71 197H72V196H71ZM73 197H74V196H73ZM100 197H101V196H100ZM174 197H175V196H173V198H174ZM187 197H188V195H187ZM189 197H188V198H189ZM197 197H198V196H197ZM197 197H196V199H197ZM199 197H200V196H199ZM68 198H69V199H68ZM78 198H80V197H78ZM78 198H76V199L79 200ZM86 198H87V196H86ZM169 198H170V197H169ZM181 198H182V197H181ZM181 198H180V199H181ZM185 198H186V197H185ZM185 198H184V199H185ZM188 198H187V199H188ZM37 199H38V198H37ZM51 199L49 198L48 200H51ZM57 199H58V198H57ZM57 199H56V200H57ZM65 199H64V201H65ZM98 199H99V198H98ZM171 199H172V198H171ZM174 199H175V198H174ZM180 199H178V200H180ZM56 200H54V199L51 200V201H53V203H52L53 206L56 205V204H58V203L56 202ZM77 200H76V201H77ZM85 200L87 201V199H85ZM149 200H150V199H149ZM178 200H177V201H178ZM185 200H186V199H185ZM15 201H16V200H15ZM20 201H21V200H20ZM22 201H23V200H22ZM25 201H27V200H25ZM40 201H41V200H40ZM45 201H46V200H45ZM57 201H58V200H57ZM64 201H63V202H64ZM74 201H75V197H74ZM74 201L70 200V202H72V204L74 203ZM92 201H93V200H92ZM97 201H98V200H96V204H97ZM99 201H100V200H99ZM99 201H98V202H99ZM141 201H142V200H141ZM4 202H5V201H4ZM12 202H14V200H13ZM16 202H17V201H16ZM23 202H24V201H23ZM30 202H31V198H30ZM30 202H29V203H26V204L29 205ZM54 202H56V204H54ZM77 202H78V201H77ZM77 202H75L76 204L74 203V205H77V204L79 203V202H78V203H77ZM188 202H189V201H188ZM37 203H38V201H37ZM37 203H36V205H37ZM40 203H41V202H40ZM45 203H46V202H45ZM47 203L50 204L51 202L48 201ZM47 203L45 204V208H44V209H45V210H44L45 212H46V209L49 208V206H50V205L48 204L49 206L46 208ZM88 203H89V200H88ZM91 203H92V202H90V204H91ZM100 203H101V202H100ZM195 203H196V202H195ZM82 204H83V203H82ZM85 204H86V203H85ZM90 204H88V205H90ZM103 204H105V203L103 202ZM13 205L16 206L15 204H13ZM38 205H39V204H38ZM38 205H37V206H38ZM67 205H68V203H67ZM74 205H72V206H74ZM88 205H86L87 208L91 210V209L93 208V206H88ZM91 205H93V204H91ZM31 206H32V205H31ZM31 206H30V207L27 206V207H28V208H32ZM37 206H36V207H37ZM53 206H50V208L53 207ZM58 206H59V204H58L57 206H54V207H58ZM64 206H66V205L64 204ZM70 206H71V205H70ZM86 206H84V207H86ZM99 206H100V205H99ZM103 206H104V205H103ZM125 206H126V205H125ZM131 206H132V205H131ZM10 207H11V206H10ZM17 207H18V204H17ZM17 207H16V208H17ZM38 207H39V206H38ZM38 207L36 208V211H38ZM54 207H53V208H54ZM101 207H102V206H101ZM28 208H27V210H29ZM53 208H51L52 210L50 209V212L52 211V213H53V210H54ZM102 208H103V207H102ZM146 208H147V207H146ZM7 209H8V208H7ZM23 209H24V208H23ZM23 209H22V210H23ZM34 209H35V208H34ZM64 209H65V208H64ZM66 209H67V208H66ZM99 209H100V208H99ZM103 209H104V208H103ZM13 210H14V209H13ZM24 210H25V209H24ZM24 210H23V213H24ZM32 210H33V209H32ZM32 210H31L29 213H32V212L35 213L34 218L32 217L33 220L31 219L32 222H33V221H35V222H34V224L31 222V225L33 224V225L35 226V225L37 224V222H36V219H37V218L35 219V217H36L38 214L36 213L35 210H34V211H32ZM47 210H48V209H47ZM55 210H57V212H58L57 214L60 213V212H59L60 209H59V210H58V209H55ZM67 210H68V209H67ZM79 210H80V209H79ZM79 210H78V211H79ZM86 210H87V209H86ZM161 210H162V208H161ZM7 211H8V210H7ZM64 211H65V210H64ZM70 211L73 212V210H70ZM97 211H98V209H97ZM9 212H10V211H9ZM25 212H26V210H25ZM47 212H48V214H49V211H47ZM85 212H86V211H85ZM87 212H88V211H87ZM91 212L93 213L94 211L92 210ZM98 212H99V211H98ZM98 212L96 213V210H95V215H97ZM101 212H102V211H101ZM103 212H104V211H103ZM34 213H32V215H33ZM54 213H55V215H56V211H54ZM54 213H53V216H54ZM80 213H83L84 216H85V214H87V213H84V212H79V214H80ZM19 214H22V213L20 212ZM36 214H37V215H36ZM46 214H47V213H46ZM73 214H74V212H73ZM100 214H101V213H100ZM7 215H8V213H7ZM7 215H6V216H7ZM12 215H13V214H12ZM23 215H24V216H23ZM23 215H21V218L19 219V221L22 220V216L25 218V215H26V214H23ZM29 215H31V214H29ZM32 215H31V216H32ZM51 215H52V214L50 213L49 218L51 217ZM60 215H61V214H60ZM63 215H64V214H63ZM65 215H66V214H65ZM65 215H64V217H65ZM71 215H72V213H70L69 216H66V218H67V217H70ZM77 215H78V213H77ZM90 215H92V214H91V213H90V214L88 213V216H90ZM103 215H104V214H103ZM103 215L101 214L100 218H101ZM19 216H20V215H19ZM45 216H46V215H45ZM57 216H58V215H57ZM72 216H73V215H72ZM74 216H76V215H74ZM84 216H83V217L80 216V217H82V218H79V217H78V219H79V220H80V219L82 220V219H84ZM88 216L86 215V216H85V219H87ZM107 216H108V215H106V217H107ZM14 217H16V216H14ZM26 217H28V216H26ZM60 217H61V216H60ZM1 218L3 219V217H1ZM54 218H55V219H53V217H52V218L49 219L48 221H49V222H53L52 224H54V220H55V221H56V220L58 221L59 216H58V217H54ZM57 218H58V219H57ZM71 218H72V217H71ZM71 218H69V221H70ZM73 218H74V217H73ZM73 218H72V219H73ZM75 218H76V217H75ZM75 218H74V219H75ZM95 218H96V217H95ZM97 218H98V216H97ZM100 218H99V219H100ZM118 218H119V217H118ZM25 219H26V218H25ZM28 219H29V218H27V220H28ZM47 219H48V217H47ZM52 219H53V220H52ZM76 219H77V218H76ZM89 219H90V218H89ZM11 220H12V219H11ZM16 220H17V219H16ZM16 220L13 219V221H16ZM23 220H24V219H23ZM23 220H22V221H23ZM19 221H18V222H19ZM22 221H21V223H22ZM29 221H30V220H29ZM29 221H27V222L29 223ZM44 221H47V220H44ZM71 221H72V220H71ZM71 221H70V222H71ZM77 221H78V220H77ZM118 221H119V220H118ZM10 222H11V221H9V223H10ZM49 222H48V223H45V224H47V226L45 225L46 227H48L49 225H50V226L52 225L51 223L49 224ZM58 222H59V221H58ZM67 222H68V221H67ZM75 222H76V221H75ZM85 222H86V221H85ZM95 222H97V220H95L94 223H95ZM104 222H105V220H104ZM4 223H6V222H4ZM15 223H17V222H13V223L11 222V224H13V225H14ZM23 223H24V222H23ZM78 223H81V222H78ZM78 223H76V224H78ZM82 223H83V222H82ZM82 223H81V224H82ZM97 223L99 224V221H98ZM97 223H95V224L97 225ZM121 223H123V222H121ZM7 224H8V223H7ZM18 224H19V223H18ZM24 224H25V223H24ZM48 224H49V225H48ZM58 224H59V223H58ZM69 224H70V223H69ZM71 224H72V223H71ZM71 224H70V226H69L68 228H70V227H74V226H71ZM87 224H88V222H87ZM101 224H102V223H101ZM15 225H17V224H15ZM19 225H20V224H19ZM27 225H28V228H29V225H30V224H27ZM31 225H30V226H31ZM65 225H66V224H65ZM74 225H75V224H74ZM84 225H85V224H84ZM88 225H89V224H88ZM93 225H94V224L92 223V226H91V227H93ZM104 225H105V224H104ZM109 225H110V224H109ZM122 225H123V224H122ZM129 225H130V224H129ZM137 225H138V224H137ZM34 226H33V227H34ZM37 226H38V225H37ZM50 226H49V227H50ZM78 226H79V224H78ZM78 226H77V227H78ZM9 227H10V225H9ZM23 227H24V226H23ZM25 227H27V226H25ZM33 227L31 226V229H29V230L31 231V230L33 229ZM51 227H53V226H51ZM51 227H50V228H51ZM57 227H58V226L56 225V228H57ZM64 227H65V226H64ZM77 227H74V229L77 228ZM82 227H83V226H82ZM84 227H85V226H84ZM84 227H83V228H84ZM96 227L99 228L98 225H97ZM106 227H107V225H106ZM34 228H35V229H33L34 231L32 230V233L38 231L37 227H34ZM66 228H67V227H66ZM68 228H67V229H68ZM97 228H95V225H94V228H93V229L96 230ZM127 228H129V227H127ZM5 229H7V225H6V228H5ZM60 229H61V228H60ZM67 229H66V230H67ZM89 229H90V228H89ZM101 229H102V228H101ZM101 229H100V230H101ZM109 229H110V228H109ZM129 229H130V228H129ZM7 230H8V229H7ZM7 230H6V231H7ZM9 230L12 231L11 233H13V229H12V228L9 229ZM19 230H21V229H19ZM26 230H27V229H26ZM35 230H36V231H35ZM41 230H42V229H41ZM41 230H40V231H41ZM69 230H70V229H68V233H69L70 235H69L67 232L64 233V234H68L69 236H71V235H72L71 232H72L73 229H72L70 232H69ZM75 230H76V229H75ZM75 230H74V231H75ZM85 230H86V228H85ZM91 230H92V229H91ZM91 230H88V231L91 232ZM95 230H94V231H95ZM100 230H98V232H97L98 234H97V235L100 236V237H102V236H101V235H102L101 233H102L103 230H102V231H100ZM116 230H117V229H116ZM118 230H119V229H118ZM118 230H117L116 232H118ZM130 230H131V229H130ZM10 231H7V232H10ZM30 231L28 232V230H27L28 234L31 233ZM43 231H44V233L46 234L45 229H44ZM46 231H47V230H46ZM49 231L51 232V230H49ZM52 231L54 232L55 230H52ZM83 231H84V230H83ZM88 231H87V232H88ZM96 231H97V230H96ZM119 231H120V230H119ZM125 231H127V229H126ZM3 232H5V231H3ZM3 232H2V230L0 231V233H1L0 235H1V236H3V234H2ZM18 232H20V231H18ZM21 232H22V231H21ZM24 232H25V230H24ZM27 232H26V233H27ZM50 232H49V233H50ZM55 232H56V231H55ZM60 232H61V231H60ZM64 232H65V231H64ZM75 232L77 233V231H75ZM75 232H74L73 235H75ZM99 232H101V233H99ZM32 233H31V234H32ZM49 233H47V234L44 236V238H45L46 236H48ZM56 233H57V232H56ZM56 233H55L54 235H57ZM61 233H62V232H61ZM85 233H86V232H85ZM103 233H104V232H103ZM35 234H37V233H35ZM59 234H60V233H59ZM80 234H82V232H80ZM80 234H79V235H80ZM8 235H10V234L8 233ZM18 235H19V234H18ZM20 235H21V234H20ZM25 235H26V234H24V236H25ZM32 235H33V234H32ZM49 235H50V234H49ZM52 235H53V234H52ZM52 235L48 236V238L50 237L49 239H46V238H45V240H44V239H43V240H44L45 242H46L47 240H48V241L53 240V237H52V239H51V236H52ZM68 235H67V236H68ZM87 235H89V234L87 233ZM106 235H107V234H106ZM106 235H105V237H106ZM22 236H23V235H22ZM24 236H23V238H24ZM33 236H34V235H33ZM77 236H78V235H77ZM89 236H90V235H89ZM91 236H92V235H91ZM95 236H96V235H95ZM95 236L93 237L94 239H95ZM98 236H97V238H96V241L99 243V245H101V243H104V241H103L104 239L101 240V239L104 238V237H102L101 239H99ZM117 236H119V233H117ZM3 237H4V236H3ZM3 237H0V238H3ZM5 237H7V236L5 235ZM8 237H9V236H8ZM26 237H27V236H26ZM26 237H25V238H26ZM30 237H31V236H30ZM37 237H38V236H37ZM37 237H36V238H37ZM59 237H60V236H59ZM61 237H62V236H61ZM61 237H60V239H61ZM74 237H76V236H74ZM74 237H73V240H74ZM85 237H86V235H85ZM85 237H84V238H85ZM107 237H109V236L107 235ZM31 238H32V237H31ZM36 238L33 237V239H35V240H36ZM54 238H58V237H57V236H56V237L54 236ZM64 238H65V237H64ZM71 238H72V236H71ZM84 238H83V239H84ZM86 238H87V237H86ZM91 238H92V237H91ZM110 238H111V237H110ZM125 238H126V237H125ZM27 239H28V237H27ZM50 239H51V240H50ZM69 239H70V237L68 238V240H69ZM88 239H89V238H88ZM98 239H99V240H98ZM107 239H109V238H107ZM2 240H3V239H2ZM2 240H1V241H2ZM18 240H19V239H18ZM25 240H26V239H24V242H25ZM30 240H31V239H30ZM30 240H29V241H30ZM35 240H34V241L32 240V241L35 242ZM43 240H42V241H43ZM57 240H58V239H56V242H57ZM61 240H62V239H61ZM65 240H66V239H65ZM70 240H71V239H70ZM100 240H101V242H100ZM117 240H118V244H119V243H120V242H119V238H117ZM6 241H8V240L6 239ZM14 241H15V240H14ZM32 241H31V242H32ZM44 241H43V242H44ZM48 241H47V242H48ZM53 241L55 242V239H54ZM53 241H52V242H53ZM91 241H92V239H91L90 241H88V242H91ZM8 242H9V241H8ZM18 242H20V240H19ZM27 242H28V241H27ZM27 242H26V243H27ZM36 242H37V241H36ZM36 242H35V243H36ZM62 242H63V243H62ZM62 242H61V243L64 244L65 241H62ZM67 242H68V241H67ZM71 242H72V241H71ZM94 242H95V240H94ZM97 242H95V244H94L93 242H92V243L94 244V246H98ZM49 243H50V244H49ZM72 243H73V242H72ZM81 243H82V242H81ZM84 243H85V242H84ZM105 243H106V241H105ZM114 243H115V242H114ZM5 244H7V243H5ZM14 244H15V243H14ZM18 244H19V243H18ZM44 244H45L44 246L48 245L47 247H49V246L51 245V242H48L47 244L44 243ZM52 244H53V246H54V243H52ZM69 244H71V243H69ZM78 244H79V243H78ZM96 244H97V245H96ZM28 245H29V244H28ZM71 245L73 246L74 243L71 244ZM81 245H82V244H81ZM116 245H117V244L115 243V245H114L115 248H116ZM2 246H3V245H2ZM31 246H32V245H31ZM38 246H39V245H38ZM40 246H41V245H40ZM63 246H64V245H63ZM63 246H62V247H63ZM101 246H102V248H103V247H104V244H102ZM101 246H98V248L101 247ZM114 246H112V247H114ZM4 247H5V246H4ZM42 247H43V245H42ZM47 247H46V250H47ZM59 247H60V246H59ZM83 247H84V246H83ZM88 247H90V246H88ZM91 247L93 248V246H91ZM2 248H3V247H2ZM16 248H19V246H17ZM20 248H21V247H20ZM40 248H41V247H40ZM40 248H39V249H40ZM63 248H66V247H63ZM77 248H78V247H77ZM84 248H85V247H84ZM102 248H100L99 250H100V251H101V250L103 251ZM115 248H114V249H115ZM118 248H119V245H117L116 250H118ZM36 249H37V248H36ZM41 249H42V248H41ZM41 249H40V250H41ZM90 249H91V248H90ZM16 250H18V249H16ZM16 250H15V251H16ZM23 250H24V249H23ZM42 250H43V249H42ZM48 250H49V248H48ZM52 250H53V249H52ZM52 250H51V251H52ZM61 250H62V249H61ZM61 250H59V251H61ZM65 250H66V249H65ZM73 250H74V249H73ZM73 250H72V251H73ZM77 250H78V249H77ZM88 250H89V248H88ZM110 250H111V249H110ZM4 251H5V250H4ZM4 251H2V253H3ZM19 251H20V250H19ZM44 251H45V250H44ZM49 251H50V250H49ZM80 251H81V250H80ZM100 251H96V252H99L98 254H100V253H101ZM16 252H17V251H16ZM23 252H25V251H23ZM36 252H37V250H36ZM39 252H40V251H39ZM87 252H88V251H87ZM87 252H86V253H87ZM96 252H93L94 255L92 254L91 256H94V257L97 256V257H98V254H96ZM113 252H114V251H113ZM0 253H1V252H0ZM11 253H12V252H11ZM42 253H43V251H42ZM45 253H46V252H45ZM71 253H72V252H71ZM71 253H69V254H71ZM83 253H85V252L82 251V253H80V254H83ZM89 253H90V250H89ZM17 254H19V253H17ZM22 254H23V253H22ZM22 254H20V255H22ZM26 254H27V253H26ZM35 254H36V253H35ZM35 254H34V255H35ZM40 254H41V252H40ZM40 254L38 253L37 255H40ZM69 254H68V255H69ZM74 254H75V253H74ZM80 254H79V255H80ZM112 254H113V253H112ZM114 254H115V253H114ZM3 255H4V254H3ZM37 255H36V257L38 258L39 256H37ZM54 255H55V254H54ZM79 255H77V257H79ZM10 256H11V255H10ZM14 256H15V253H14ZM23 256H24V255H23ZM31 256H32V255H31ZM75 256H76V255H74V257H75ZM81 256H82V255H81ZM91 256H90V257H91ZM1 257H2V256H1ZM15 257H16V256H15ZM26 257H27V256H26ZM64 257H66V255H65ZM67 257H68V256H67ZM74 257H73V260L71 259L72 261H74V259H75V260L77 259V258H74ZM82 257L85 258V259H88V262H87V263H90V262L92 261V260H90V262H89V258H86V257H84V256H82ZM110 257H111V256H110ZM3 258H4V257H3ZM13 258H14V257H13ZM47 258H48V256H47ZM58 258H61V257H58ZM16 259H17V258H16ZM26 259H27V258H26ZM30 259H31V258H30ZM33 259H36V258H33ZM33 259H32V260H33ZM39 259H40V257H39ZM39 259H38V260H39ZM41 259H42V258H41ZM64 259H65V258H64ZM66 259H69V258H66ZM78 259H79V258H78ZM78 259H77V260H78ZM91 259H92V258H91ZM96 259H97V258H96ZM12 260H13V259H12ZM44 260H47V259L45 258ZM60 260H62V259H60ZM77 260H76V261H77ZM79 260H82V259L80 258ZM4 261H5V260H4ZM21 261H22V260H21ZM29 261H30V260H29ZM34 261H35V260H34ZM36 261H37V260H36ZM58 261H59V260H58ZM62 261H63V260H62ZM76 261H75V263H74V262H73V263L71 262V264H76V263L78 262V261H77V262H76ZM48 262H49V261H48ZM55 262H56V261H54V263H55ZM83 262H84V260H83ZM83 262L80 261V264L83 263ZM106 262H107V261H106ZM1 263L3 264V262H1ZM15 263H17V262H15ZM31 263H32V261H31ZM44 263H45V261H44ZM67 263L70 264V263H69V260H68ZM67 263H66V264H67ZM84 263H85V262H84ZM87 263H85V264H87ZM4 264H6V263H4ZM37 264H38V263H37ZM42 264H43V263H42ZM60 264H61V263H60ZM64 264H65V263H64ZM90 264H92V262H91Z\"/></svg>",
  "mask_w": 264,
  "mask_h": 264
}]
</instances>
